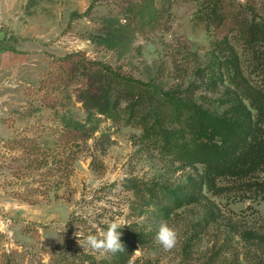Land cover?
<instances>
[{"label":"rangeland","instance_id":"1","mask_svg":"<svg viewBox=\"0 0 264 264\" xmlns=\"http://www.w3.org/2000/svg\"><path fill=\"white\" fill-rule=\"evenodd\" d=\"M211 1L171 0L157 27L132 35L123 14L130 0H0V264H53L58 252L91 250L87 235L117 220L154 234L166 223L178 234L173 249L154 241L130 264H264L260 248L236 234L264 224V202L204 192L201 205L166 221L139 214L127 180L179 187L202 169L148 145L134 124L87 114L62 62L79 54L161 91L183 92L222 42L264 88V45L241 37L251 26L264 28V0H219L227 14L221 25L208 17ZM213 98L201 90L192 100L216 112ZM86 128L95 130L90 140L68 139Z\"/></svg>","mask_w":264,"mask_h":264},{"label":"trees","instance_id":"2","mask_svg":"<svg viewBox=\"0 0 264 264\" xmlns=\"http://www.w3.org/2000/svg\"><path fill=\"white\" fill-rule=\"evenodd\" d=\"M170 5L171 0H130L123 11L125 32L135 35L157 27ZM208 10L212 24L221 25L227 18L219 0H212ZM109 33L124 34L111 29ZM241 37L249 46L264 45V28L251 26ZM222 46L221 42L217 57L209 66L196 70L197 82L183 92L161 91L79 54L62 61L66 80L76 85L75 102L87 114L113 124H134L141 129L142 139L148 145L185 168L202 169L197 178L189 176L186 184L179 187L127 180L124 185L140 203L136 211L141 215L166 221L182 208L201 205L204 192L213 196L236 192L244 199L264 202V88L252 84L244 74L238 54ZM201 90L214 96L210 103L216 106V112L192 100ZM94 131L86 128L66 134L70 140L86 142ZM106 227L102 226V230ZM120 232L125 251L104 253L105 257L98 260L95 256L98 252L70 248L52 256L51 261L130 264L136 251L156 241V234L144 232L136 225L122 227ZM236 234L260 248L264 256V224Z\"/></svg>","mask_w":264,"mask_h":264},{"label":"clouds","instance_id":"3","mask_svg":"<svg viewBox=\"0 0 264 264\" xmlns=\"http://www.w3.org/2000/svg\"><path fill=\"white\" fill-rule=\"evenodd\" d=\"M126 225L122 220L109 222L106 229L99 235L89 234L86 237V243L94 252L116 254L125 251L121 242L120 229ZM75 235L79 238L77 233ZM178 234L175 229L166 223H162L156 233L155 240L163 250L173 249L177 243ZM83 246V245H82Z\"/></svg>","mask_w":264,"mask_h":264},{"label":"crops","instance_id":"4","mask_svg":"<svg viewBox=\"0 0 264 264\" xmlns=\"http://www.w3.org/2000/svg\"><path fill=\"white\" fill-rule=\"evenodd\" d=\"M0 129H2V124H1V122H0Z\"/></svg>","mask_w":264,"mask_h":264}]
</instances>
